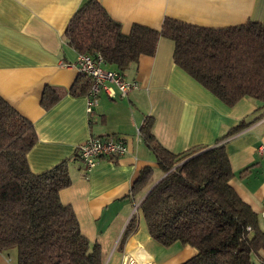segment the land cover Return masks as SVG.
<instances>
[{
	"label": "crops",
	"instance_id": "crops-1",
	"mask_svg": "<svg viewBox=\"0 0 264 264\" xmlns=\"http://www.w3.org/2000/svg\"><path fill=\"white\" fill-rule=\"evenodd\" d=\"M83 1L0 0V95L34 125L30 168L40 172L65 160L71 183L59 191L60 200L74 209L82 234L100 245L103 264H179L196 252L179 242L162 245L149 236L143 219L124 235L135 210L129 193L139 171L151 166L155 180L163 176L138 134L146 116L154 137L172 152L224 142L234 174L230 184L264 225V154L257 148L264 143V106L248 96L225 104L175 64L174 42L161 36L153 55H141L123 73L138 87L125 95L101 91L87 113L85 96L68 93L81 74L75 66L79 53L64 37ZM98 1L124 33L134 23L159 29L165 16L206 27L264 22V0ZM46 85L62 93L48 109L41 105ZM242 120L247 125L218 141ZM105 135L123 138L128 150L101 157L88 169L76 146ZM259 254L264 260V252ZM0 264H15V254L0 252Z\"/></svg>",
	"mask_w": 264,
	"mask_h": 264
},
{
	"label": "trees",
	"instance_id": "trees-1",
	"mask_svg": "<svg viewBox=\"0 0 264 264\" xmlns=\"http://www.w3.org/2000/svg\"><path fill=\"white\" fill-rule=\"evenodd\" d=\"M161 36L173 40L175 64L225 104L248 96L264 106V22L206 27L165 16L159 29L134 23L124 33L98 0H84L64 30L78 53L101 54L122 75L141 55H153ZM80 74L68 90L73 96H85L90 86ZM61 95L46 85L41 105L48 109ZM245 125L240 121L218 141ZM151 128L146 116L138 134L163 176L155 180L151 166L139 171L129 193L138 204L124 235L143 219L162 245L196 249L179 264H264V225L230 184L224 142L172 152ZM36 141L33 123L0 95V252L14 251L15 264H103L100 245L82 234L74 209L60 200L59 191L71 183L65 160L40 172L30 168L27 154Z\"/></svg>",
	"mask_w": 264,
	"mask_h": 264
},
{
	"label": "built area",
	"instance_id": "built-area-1",
	"mask_svg": "<svg viewBox=\"0 0 264 264\" xmlns=\"http://www.w3.org/2000/svg\"><path fill=\"white\" fill-rule=\"evenodd\" d=\"M75 66L80 73L90 78V86L85 94L86 111L92 112L93 105L101 91L112 96L115 91L125 95L129 90L137 88L135 80H128L116 70L105 66L101 54L79 53ZM258 150L264 154V143L258 145ZM127 151V144L124 139L114 136L98 137L89 136L78 143L76 155L83 164L90 169L102 156H118Z\"/></svg>",
	"mask_w": 264,
	"mask_h": 264
},
{
	"label": "rangeland",
	"instance_id": "rangeland-1",
	"mask_svg": "<svg viewBox=\"0 0 264 264\" xmlns=\"http://www.w3.org/2000/svg\"><path fill=\"white\" fill-rule=\"evenodd\" d=\"M11 254L14 255L15 254L14 251H11ZM255 260L258 261V258L256 257Z\"/></svg>",
	"mask_w": 264,
	"mask_h": 264
},
{
	"label": "water",
	"instance_id": "water-1",
	"mask_svg": "<svg viewBox=\"0 0 264 264\" xmlns=\"http://www.w3.org/2000/svg\"><path fill=\"white\" fill-rule=\"evenodd\" d=\"M137 204H138V203H137ZM137 204H136V205H137ZM136 205H135V206H136Z\"/></svg>",
	"mask_w": 264,
	"mask_h": 264
}]
</instances>
